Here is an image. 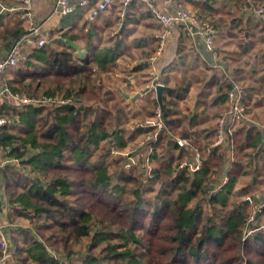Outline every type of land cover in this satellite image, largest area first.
I'll return each mask as SVG.
<instances>
[{
  "label": "trees",
  "instance_id": "1",
  "mask_svg": "<svg viewBox=\"0 0 264 264\" xmlns=\"http://www.w3.org/2000/svg\"><path fill=\"white\" fill-rule=\"evenodd\" d=\"M235 1L245 7L247 0ZM262 1L248 2L257 10ZM220 5L227 7L224 2ZM95 8L88 12L83 30L72 25L45 33L48 42L29 48L27 59L7 71L13 92L32 97L44 95L54 100L15 106L19 123L0 128V156L7 159L0 171L5 176L9 216L29 220V227L17 230L19 236H14L11 264H264V227L259 225L264 203L254 221H249L252 211L246 205L236 202L232 211L226 210L237 180L244 175L245 158L264 151L263 133L255 126L238 127L229 182L208 197L212 176L225 170L226 151L215 148L202 170L191 172L187 167L179 168L185 157L191 160L192 155L189 146H179L173 136L187 138L194 148L205 145L191 136L196 116L185 115L179 108L186 89L171 87L165 82L161 102L158 97L150 100L140 122L146 116L152 117L161 105L166 129L148 158L153 166V162L159 163L153 168L154 177L150 180L144 177L142 170L147 163L142 158L140 173L135 174V169L140 168L137 165L126 170L127 155L115 158L114 163L121 168L116 176L110 171L112 161L104 159L110 154L111 142L115 141L122 152L131 137L127 138L126 130L120 126L127 112L119 108V100L116 106H108L107 102L116 98L99 79L101 73L116 68L119 57L130 51L125 47L126 29L123 28L130 14L128 11L118 31L102 44L95 36L105 29L112 32L115 25L102 15L107 10L98 13L93 18L96 20L90 19ZM76 9L69 15L75 14ZM100 16L102 21L98 23L103 22L105 28L97 23ZM211 20L218 30V24ZM257 21L254 25L259 27L262 23L264 28V16ZM251 24L248 20L240 29L243 37L240 42L247 48L251 47V41L245 34H251ZM27 31L20 21L2 24L0 43L10 48ZM157 48L158 45L153 47V52ZM78 49L86 50L87 56L78 55ZM229 57L224 53L221 58L228 60ZM230 58L234 62L245 58L249 63L255 55L244 50ZM147 67L144 60L132 67L130 74H143ZM242 70L246 71L240 66L232 68L231 77L223 75L221 79L215 75L214 81L204 85L203 92L209 94L210 87L218 84V99H227L233 80L242 82ZM255 72L251 68L246 75ZM258 86L256 91H264V82ZM61 91L63 97H59ZM58 98L67 102H59ZM244 102L248 106L252 103V92L247 86ZM5 110L0 114L11 111ZM182 122L189 126H182ZM103 143L108 145L106 154H101L103 161H94L99 150H104ZM176 149L180 150L177 154ZM175 172L176 177L171 179ZM153 184L159 187L151 201L147 196L155 191ZM206 202L211 207L206 208ZM255 203L258 202L255 200ZM248 223L254 226L245 234ZM84 238H90L86 249L76 250Z\"/></svg>",
  "mask_w": 264,
  "mask_h": 264
},
{
  "label": "crops",
  "instance_id": "2",
  "mask_svg": "<svg viewBox=\"0 0 264 264\" xmlns=\"http://www.w3.org/2000/svg\"><path fill=\"white\" fill-rule=\"evenodd\" d=\"M79 1L80 0H72V2L77 6L76 13L73 15L68 14L69 16H67L61 15L54 10L55 0H33L34 17L35 20L41 24L44 34L58 32V30L70 28L72 25H75L79 30H83L88 12L90 9L96 6L99 0H88V6L86 8L78 7ZM205 1L207 0H155L159 7H163L164 5L170 3H179L193 7L200 16L211 17L218 24V30L215 38L217 49L220 52L218 60H214L210 52L207 50L203 35L194 29L188 28L185 25H177L174 27L167 40L166 46L160 54H156V50L153 52L152 48L158 45V35L163 30L161 24L153 15L149 14L145 9V6L138 1L134 2V4L130 6L128 10L130 19H125L126 16L122 17L119 15L120 8H122V0H113L112 6L108 8L107 11L103 13V15H106L111 24L115 25L111 30H114L116 27L118 31L122 21L124 19L126 20L127 24L123 26V28L126 29L125 47L127 50H137L140 55L134 59L136 61L132 60L133 63L131 64V68L136 66V64L143 62L144 60L148 64V67L143 73L145 76H140V73H129L127 76L129 84L126 81H122L124 76L121 74H117L110 84H115L116 82L121 81L124 86H127V88L132 93L129 94L123 92L121 94L122 100L131 102L135 105H137L138 102L141 103V101H144L143 103H145V99L150 101L154 97H157V92L155 89V85L157 84L164 85L166 82L171 87L177 86L179 89H186L184 94L185 98L180 101L179 108L183 113L188 114L190 117L196 116L192 128L194 131V133L191 135L192 139L201 143L202 145H206L214 139L213 132L216 124L217 113L226 108L228 103L227 99L223 101L218 99V84L210 87L209 94H205L203 92L204 85L208 81H214L212 78L215 75L220 79L223 75L231 77L232 68L240 66L241 69L244 68V70H246H242L244 72L242 82L248 88H250L252 92V103L249 106L247 119L241 125L255 126L258 131L263 133L264 137V102L262 103L264 100H262L264 91H256V89L259 87L258 85L261 82H264V28L261 26L262 23L259 27L254 25L258 22L257 20L260 19V16L253 8V5L248 2L249 0L246 1V8H242L235 4V0H210L207 1L206 5H204ZM211 1H214L215 3L211 4ZM13 2L14 0H0V3L5 5H11ZM223 2L231 8L233 6L234 8H238V10L240 9V14H236L232 10L226 13L223 12V6L221 8L220 5ZM224 9H226V6ZM118 16L119 20L117 21L116 18ZM102 17L103 16L97 17V21L100 20L99 22H101ZM235 18H238L239 21L232 22V20ZM248 20L252 21L250 27L251 34L246 32L245 35L251 41L250 48H247V46H244L243 43L241 44L240 42L243 39L242 34L240 33L241 26L242 24L247 23ZM17 21L22 22L24 27L28 29L26 22L21 21L18 17L10 16L7 13H0V26L2 24H14ZM102 26L105 28L103 24ZM230 28H232V30L229 31ZM28 31L25 33V49L31 48L36 44L34 37L30 36ZM106 34L107 30L105 29V31H101L97 36H95V39H98L102 41V44H105L108 42ZM259 35L263 36H260L261 38H259ZM235 38H237V41ZM259 39H262L260 43ZM221 42L223 44L219 45ZM72 45L75 47L79 46L75 43H72ZM9 49V47L4 48L5 51L0 53V58L5 56ZM244 50H246L248 54L252 53L255 55L253 62L247 63L245 58H242L241 60L239 59V62H234L233 59L230 58L236 56V54H241ZM149 51L155 54L145 56V54ZM82 53L83 57L87 56L86 50H82ZM224 53L226 56H230L228 60H223V58H221L223 57ZM77 54L79 55L78 52ZM122 56L128 55L125 53L122 54L118 61L121 60ZM251 68H254L256 72L246 75L247 72L251 71ZM8 77V73L6 72L2 79L8 82ZM181 81L184 82L177 85V83ZM147 86H150L151 89L147 92L141 93ZM118 87L120 86L118 85ZM139 93L141 94L138 98L135 100L132 99ZM125 94H128L130 98H126ZM10 107L9 100L7 99L5 102L0 103V112H3L5 109H9ZM145 107L146 105H142L141 109L136 108V110H134L136 113L135 115H140L144 111L143 109H145ZM14 108V106L12 109L10 108L11 111L9 114H14ZM3 115L6 114H0V116ZM147 118L149 117L146 116L145 119ZM138 124L134 125L130 129L138 130ZM185 125L188 127L189 123L182 122V126ZM144 130H142V134H145ZM129 143L130 140L128 144ZM248 151L252 152L251 149H248ZM179 152V149L175 150L176 154ZM0 160L4 162L3 164H0V168H2V166L5 165L7 159L5 156L3 157L1 155ZM243 163L245 176H250V173L246 172L248 171L247 168L249 165H252L257 169L256 173L253 174V177L250 180L249 186L245 187L244 190L245 193L249 192V188L256 190V196L254 199L259 201L261 198L258 196V194L263 192L264 189H259L258 187L259 185L264 186V182L260 180V177L262 176L261 172L263 171L261 169H264V152L259 153L257 156H253L252 158H245ZM153 164L155 167H157L159 163L156 161L153 162ZM238 180L236 182L234 191H236ZM4 182V173L0 171V214L2 218H4V223L7 227V233L12 242V249L15 246L14 236H19V233L17 234V230H26L29 227V220L24 217L11 218L9 216V204L5 192ZM246 198H249L248 195L244 199ZM251 203H253V201ZM259 225L264 227V214L260 218ZM11 261L12 256L9 264H11Z\"/></svg>",
  "mask_w": 264,
  "mask_h": 264
},
{
  "label": "built area",
  "instance_id": "3",
  "mask_svg": "<svg viewBox=\"0 0 264 264\" xmlns=\"http://www.w3.org/2000/svg\"><path fill=\"white\" fill-rule=\"evenodd\" d=\"M133 1L141 2L145 8L151 12V14L161 24L163 30L158 35V48L156 54H160L166 46L167 40L171 35L172 29L177 25H185L190 29H194L201 33L204 37V42L207 50L212 55L214 60H218L220 54L216 46V34L217 29L209 18H202L197 11L187 5L179 3L166 4L163 7H159L155 0H122V8L120 15L126 16L129 7ZM113 0H99L96 4V8L92 10L90 19L97 16L98 13L107 10L112 6ZM88 3V0H80L79 5L84 6ZM76 9L75 3L72 0H55L54 10L61 15H68L74 12ZM259 16H264V7L256 10ZM0 13H7L10 16L18 17L21 21L26 22L28 25L29 35L38 37L37 44L42 46L48 42L47 36L42 30V26L35 20L33 13V0H14L11 5H5L0 3ZM26 35L18 39L8 50L5 56L0 58V103L5 102L7 99L14 98L18 104L27 103H40V102H54L52 98H47L44 95L42 97H32L21 93H15L12 91L9 83L2 79V76L12 67H15L20 62L27 59V52L24 42L26 41ZM246 86L242 82H236L233 80V86L227 93V107L221 110L216 119L214 127V139L205 145L204 148H194L187 138L173 136L176 138L179 146H189V152L191 153V160L186 159L179 166L180 169L188 168L191 172L202 170L205 164V160L209 157L211 152L215 148H223L226 151V164L225 170L221 171L219 175L212 176L211 189L209 191L210 197L212 194L219 192L229 182V169L236 156V144L235 133L238 127L245 122L249 112V106L244 102ZM59 102H67L61 100ZM19 123V116L17 114L0 116V128L5 125H15ZM139 127L147 130L145 153L142 154V160L147 163L143 168L144 177L148 180L152 179L153 168L152 163H148L149 155L154 151L155 145L158 143L160 134L166 129V122L161 105H158L154 110V115L144 120L143 123L138 124ZM172 135V134H171ZM111 151L114 155L121 154L116 147L115 141H113ZM1 152V146H0ZM127 155L125 163L126 170L130 169L133 165H139L142 162L138 153H123ZM188 157V156H186ZM185 157V158H186ZM140 158V160H139ZM0 160V164H3ZM177 173H173L171 179L176 177ZM208 208L211 207L210 202H206ZM263 203L253 204V209L249 221H254L256 214L261 211ZM6 224L1 220L0 214V250L2 256L0 258V264H9L11 259V247L12 242L7 233ZM251 232V231H249Z\"/></svg>",
  "mask_w": 264,
  "mask_h": 264
},
{
  "label": "rangeland",
  "instance_id": "4",
  "mask_svg": "<svg viewBox=\"0 0 264 264\" xmlns=\"http://www.w3.org/2000/svg\"><path fill=\"white\" fill-rule=\"evenodd\" d=\"M261 7H264V1H262V4H261V6L259 7V8H261ZM242 8H246V7H242ZM253 8H256L254 5H253ZM258 8V9H259ZM222 10H223V12H230V10H232L234 13H236V14H240V9L238 10V8H234L233 6H232V8L230 7V6H227L226 7V9H224V8H222ZM103 15V14H102ZM88 16L89 15H87V17H86V19L88 18ZM90 18V17H89ZM210 20H211V18H209ZM92 20H96V19H92ZM100 20H98L97 21V23L99 22ZM212 21V20H211ZM103 23V22H102ZM102 23H98V24H102ZM243 25V24H242ZM262 26V25H261ZM243 27H244V25H243ZM117 32V28L115 27V29L112 31V32H110V31H107V39L109 38L110 39V36H113V34H115ZM260 36H263V35H259V38H261ZM236 39V41H237V38H235ZM34 40H35V43L37 44V42H38V37H34ZM49 40V39H48ZM256 41H257V39H256ZM260 41H262V39H259V43H260ZM51 43V42H50ZM35 44V45H36ZM217 44V43H216ZM223 43L221 42V43H219V45H222ZM259 46V45H258ZM29 48L28 49H26V51L27 52H29ZM5 50H4V47H3V45H2V43H0V53H2V52H4ZM78 53H79V55L80 56H82V50L80 49H78V51H77ZM127 53V55L128 56H122L121 57V60L120 61H118V66L116 67V68H114L112 71H110V72H105V73H101L100 74V79H99V81L102 83V85H104V88L105 89H109L110 91H112V95L116 98V100H112V101H109V102H107L108 103V106L109 107H112L113 105L114 106H116L115 105V102H117V100H119L120 102H121V105H119V108H121L122 110H125L126 112H127V118H125V121L123 122V124H121L120 126L122 127V128H124L125 130H126V136H127V138L128 137H131L130 138V143L127 145V147L122 151V152H127V153H138L139 155H140V158H142V154H144L145 153V151H146V145H145V142H146V134H142L143 132L142 131H139V130H132V129H130L131 127H133L134 125H136V124H138V123H140L141 121H142V119H144V116H145V110L143 111V110H141V111H143L140 115H135L136 113H135V111L134 110H136V108H140L141 109V106L142 105H148V103H149V100L148 99H145L146 100V102L145 103H143L144 101H141V103H137V105H135V104H133V103H131V102H127V101H124V100H122V96H121V94L123 93V92H126V93H129V94H131L132 92L127 88V86H124L123 85V83L120 81V82H116L115 84H110V82H112V80L114 79V77H116L117 76V74H121L122 76H124L123 77V80L122 81H126L127 83H128V80H127V76L129 75V73H130V69H131V64L133 63L132 62V60L133 61H136V60H134L138 55H139V53H138V51L137 50H130V51H127L126 52ZM130 56V57H129ZM140 56V55H139ZM140 58V57H139ZM140 76H143V74H139ZM145 76V75H144ZM120 78V77H119ZM109 86H108V85ZM129 84V83H128ZM244 84V83H243ZM118 85L120 86V87H118ZM245 85V84H244ZM156 86V85H155ZM119 88V89H118ZM24 94H26V93H24ZM42 94V93H41ZM59 97H63L62 95H63V92L61 91L60 93H59ZM43 95H38V96H36L37 98H39V97H42ZM63 98H58V100L60 101V100H62ZM9 100V103H10V108L12 109V107L14 106H21V104H18L17 102H15V101H17V100H15L14 98H10V99H8ZM130 100V99H129ZM131 101V100H130ZM44 103H48V102H44ZM105 105H106V103H105ZM10 108H9V110H10ZM137 112V111H136ZM219 112V111H218ZM185 115H187L186 113H184ZM8 115V114H7ZM10 115V114H9ZM217 115H218V113H217ZM217 117V116H216ZM254 117V116H253ZM109 121V120H108ZM107 121V122H108ZM144 122V121H143ZM142 122V123H143ZM120 123H122L121 121H120ZM141 124V123H140ZM111 144H113V142H111ZM103 148H104V150H99V152L93 157V160L94 161H103L102 160V158H101V154H106V151L105 150H107V148H108V145H104V143H103ZM109 152H110V154H109V156H107L105 159H104V161H112V164H111V169H110V171L114 174V176H116V174L119 172V171H121L120 169V165L118 166L117 164H115L114 163V161H115V158H121V157H123V153H121V154H118V155H114L113 153H112V151L111 150H109ZM264 152V151H263ZM140 158H139V160H140ZM186 159H188V157H186L184 160H186ZM141 163V162H140ZM137 166H139L140 168H137V170L135 169V174H138V173H140V171H141V167L142 166H140L139 165V161H138V164H137ZM157 166V165H156ZM247 168V167H246ZM247 170L248 171H246L247 173H250L249 175L250 176H245V174L243 175V176H241L240 178H239V180H238V183H237V188H236V191H234L233 193H232V195L230 196V206H228L227 208H226V210L227 211H232V209L234 208V204L236 203V202H238V204H240V202H242L243 200H250L249 201V203H247V204H245L246 206H248L249 208H250V211H252V207H253V204H255V199H254V197L256 196V190H254V189H250L249 188V192L248 193H245V190H244V188L245 187H248L249 186V184H250V180L252 179V177H253V174H255L256 173V171H257V169L254 167V166H252V165H249L248 166V168H247ZM261 170H263L262 172H261V177H260V180L262 181V182H264V169L262 168ZM264 184V183H263ZM154 188H155V191L153 192H149L148 193V198H150L151 199V201H153L154 199H155V196H156V190H157V188L159 187L158 186V184H153L152 185ZM259 187V189L260 188H264V186L263 185H259L258 186ZM258 192H261V191H258ZM248 195V197L249 198H246V199H244L246 196ZM128 197L127 198H129L130 197V195H127ZM258 196L261 198L259 201H257L258 203H264V189H263V192H261V193H259L258 194ZM253 201V203H251ZM206 205H207V203H206ZM206 208H208V206L206 207ZM252 213V212H251ZM14 219H16V218H14ZM21 219H23V218H21ZM1 220L4 222V218H2V216H1ZM20 220V219H19ZM254 225H251V224H249L248 223V225H247V228H246V230H245V234H248V232L249 231H251L252 230V227H253ZM90 242V238H84L83 240H81V245L79 246H77V247H75V249L77 250V248L79 249V250H85L86 249V246L88 245V243ZM96 250H99V249H96Z\"/></svg>",
  "mask_w": 264,
  "mask_h": 264
},
{
  "label": "water",
  "instance_id": "5",
  "mask_svg": "<svg viewBox=\"0 0 264 264\" xmlns=\"http://www.w3.org/2000/svg\"><path fill=\"white\" fill-rule=\"evenodd\" d=\"M164 88H165V86L163 85V84H157L156 86H155V89H156V92H157V97H158V100H159V102H161V99H162V92H163V90H164ZM151 89V87L150 86H147L141 93H144V92H147V91H149ZM141 93H139V94H137L136 96H134L132 99H136V98H138L139 96H140V94ZM125 97L126 98H130V96L128 95V94H125ZM1 186V185H0ZM249 199L248 200H243L242 202H240V204L241 205H245V204H247V203H249ZM0 203H1V200H0Z\"/></svg>",
  "mask_w": 264,
  "mask_h": 264
}]
</instances>
